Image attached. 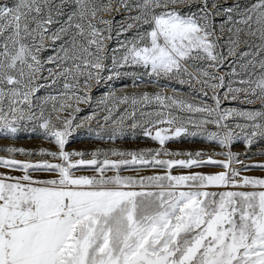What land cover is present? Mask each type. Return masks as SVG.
I'll return each instance as SVG.
<instances>
[{
	"label": "snow or ice",
	"instance_id": "6c2138e0",
	"mask_svg": "<svg viewBox=\"0 0 264 264\" xmlns=\"http://www.w3.org/2000/svg\"><path fill=\"white\" fill-rule=\"evenodd\" d=\"M92 121L157 146L69 150ZM21 135L50 146L0 144V264H264V0H0V140Z\"/></svg>",
	"mask_w": 264,
	"mask_h": 264
},
{
	"label": "rangeland",
	"instance_id": "374dc122",
	"mask_svg": "<svg viewBox=\"0 0 264 264\" xmlns=\"http://www.w3.org/2000/svg\"><path fill=\"white\" fill-rule=\"evenodd\" d=\"M126 13H121L117 11H113L112 13L108 12H101L98 13V17L102 16L105 20L111 19L112 17H115V24L116 27L119 26V24L123 21L124 16ZM116 27L113 28V39L106 41V43L109 45V47H116L115 42V32ZM123 39V37H121ZM47 43H50L47 42ZM51 51H46L43 53L45 58L48 55H51ZM226 71V69L221 70ZM115 83V88L117 91V94L123 91H127L128 93H132L134 91L142 90L145 85H141L140 89H135L131 85V83L128 80L124 81H117ZM126 86V87H125ZM155 88V85L148 86V90L151 91ZM108 89L101 84L100 86H96L95 84L91 88L90 95L93 98V101H96L100 96L103 95L104 92H106ZM164 92H171V88H164L162 89ZM45 93L41 92V95H44ZM55 94V93H53ZM180 94L187 95L188 90L187 88L181 89ZM79 107L83 109L84 111L79 113L80 117L87 116L91 113L92 109L96 107L95 103L92 104H85L81 103L79 104ZM67 115V113H65ZM93 125V130L90 131L87 127L80 128L76 130L72 137L71 142L67 146L69 150L73 149H80V150H91L96 147L100 148H110V147H117V148H147V147H156L157 144L152 142L149 139H145L143 137L138 136L136 139H124V140H118L115 143L109 142L106 139L104 141H100L95 138V129H96V122H91ZM0 144H16L19 146H24L27 148H33L38 146H50L47 141L41 139L40 137L33 135L31 138H28L26 135H21V137L17 140H0ZM168 148L170 149H205L207 150L209 147H211L209 144L201 143L200 141H184V142H172L169 143ZM244 146L242 144H237L234 150H241ZM18 159H25V157H17ZM214 169H205V171H213ZM254 175H260L259 172H253Z\"/></svg>",
	"mask_w": 264,
	"mask_h": 264
}]
</instances>
